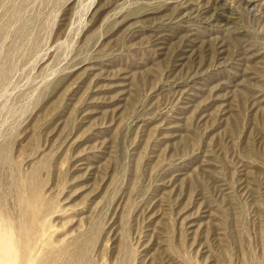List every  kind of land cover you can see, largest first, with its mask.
Here are the masks:
<instances>
[{
  "label": "rangeland",
  "instance_id": "1",
  "mask_svg": "<svg viewBox=\"0 0 264 264\" xmlns=\"http://www.w3.org/2000/svg\"><path fill=\"white\" fill-rule=\"evenodd\" d=\"M0 251L264 264V0H0Z\"/></svg>",
  "mask_w": 264,
  "mask_h": 264
},
{
  "label": "bare ground",
  "instance_id": "2",
  "mask_svg": "<svg viewBox=\"0 0 264 264\" xmlns=\"http://www.w3.org/2000/svg\"><path fill=\"white\" fill-rule=\"evenodd\" d=\"M1 252V251H0ZM2 253V252H1ZM3 255V254H2ZM2 255H0V256H2ZM4 257V256H3ZM3 261H5V260H3ZM3 261H0L1 263L0 264H3L4 262ZM6 262V261H5ZM10 263V262H9Z\"/></svg>",
  "mask_w": 264,
  "mask_h": 264
}]
</instances>
